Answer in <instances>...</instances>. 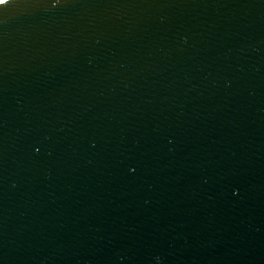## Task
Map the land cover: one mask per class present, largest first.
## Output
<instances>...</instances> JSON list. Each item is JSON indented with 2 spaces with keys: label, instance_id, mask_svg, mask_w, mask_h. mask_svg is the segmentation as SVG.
<instances>
[{
  "label": "water",
  "instance_id": "1",
  "mask_svg": "<svg viewBox=\"0 0 264 264\" xmlns=\"http://www.w3.org/2000/svg\"><path fill=\"white\" fill-rule=\"evenodd\" d=\"M0 264H264V0L0 3Z\"/></svg>",
  "mask_w": 264,
  "mask_h": 264
},
{
  "label": "snow or ice",
  "instance_id": "2",
  "mask_svg": "<svg viewBox=\"0 0 264 264\" xmlns=\"http://www.w3.org/2000/svg\"><path fill=\"white\" fill-rule=\"evenodd\" d=\"M4 2V0H0V3H3Z\"/></svg>",
  "mask_w": 264,
  "mask_h": 264
}]
</instances>
